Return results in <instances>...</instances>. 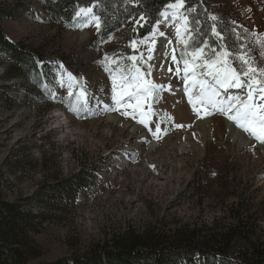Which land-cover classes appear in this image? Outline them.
Listing matches in <instances>:
<instances>
[{"label":"rangeland","instance_id":"1","mask_svg":"<svg viewBox=\"0 0 264 264\" xmlns=\"http://www.w3.org/2000/svg\"><path fill=\"white\" fill-rule=\"evenodd\" d=\"M44 1L0 0V29L10 41L37 49L38 57L42 58L38 63L39 74L28 68L32 75L6 80L10 61L0 55V171L5 181V198L19 203L26 212L49 217L36 234L43 254L34 263L54 262L83 253L90 244L123 233L129 225L140 232L145 222L155 223L161 218L167 219L171 229L179 224L211 225L218 218L231 223L230 207L241 199L251 204L264 228L263 145L243 147L234 141L235 131L245 132L226 116L218 114L226 123L223 133L206 127L205 138L194 137L193 151L177 167L181 157L178 148L188 143V132L199 129L196 121L200 118L192 112L186 96H175L168 90L165 81L175 79L178 66L168 63L170 57L160 63L165 71L172 69L165 81L157 83V77L152 75L160 68L153 59V39L178 20L174 22L171 16L165 20L161 16L155 37L151 33L133 48L124 46L123 30L104 43L95 40L98 29L92 16H97V4L90 7L92 13L88 16H76L74 25L53 27L45 21ZM192 2L201 9L198 18L189 4ZM165 10L171 12L167 7ZM182 11L189 17L192 29L191 33H185L186 40L191 36L189 52L202 46V41L217 51L222 43L233 53V66L238 70L240 62L235 57L241 52L254 57L257 67H264V56L253 36V33L264 36V0H186ZM210 16H216L217 21L210 20ZM213 23L224 36L223 41L211 35ZM86 29L89 36L83 38ZM150 46L153 58L147 63L138 59L136 64L145 72L151 65V75L145 78L163 85L164 90L160 99L156 100L154 94L145 103L144 111H149L151 103L154 113L145 127L137 122L139 113H135L137 120H134L106 110V105L113 106L112 79L103 61L107 55L119 62L109 64L111 71L116 72L118 68L127 71L132 63L127 57H139L143 53L147 60ZM184 50L185 46L178 40L174 54L181 69ZM206 52L211 55L208 49ZM68 73L84 82L86 88L87 108L79 113L73 107H83L82 103H76L80 84L70 81ZM177 76L181 79V75ZM236 94L242 95L243 91L230 89L228 92V95ZM178 104L186 105L185 109H178ZM218 115H209L203 120ZM111 117L119 118V131L115 133L105 132L107 118ZM57 119L67 129H58ZM177 124L184 127L177 128ZM157 126L161 129L160 139L153 135ZM165 138L171 140L163 144L164 153L150 152L148 147L152 142ZM248 139L253 138L248 136ZM141 144L148 149L144 153L137 151ZM166 155L171 159L159 165L157 158H166ZM75 176L85 181L72 200L68 194L49 190L58 180ZM64 197L66 206L51 208L53 199L58 203L57 199Z\"/></svg>","mask_w":264,"mask_h":264},{"label":"trees","instance_id":"2","mask_svg":"<svg viewBox=\"0 0 264 264\" xmlns=\"http://www.w3.org/2000/svg\"><path fill=\"white\" fill-rule=\"evenodd\" d=\"M188 1V0H187ZM175 0H46L45 21L53 27L76 23L81 8L98 5L101 27L95 40L104 43L117 32L125 31L124 46H131L149 36L160 13ZM198 15L197 3H189ZM140 16L145 21L136 24ZM200 22L198 19L195 20ZM196 23V22H195ZM196 25V24H195ZM194 25V26H195ZM198 29V28H197ZM202 29V28H201ZM227 42L228 37L226 35ZM0 55L10 61L5 79H16L40 73L37 49L10 41L0 29ZM75 176L58 180L49 190L68 194L72 200L84 183ZM4 177L0 171V264H36L42 256L36 240L49 217L26 212L17 202L7 201ZM53 198V197H52ZM53 199L52 209L66 206L67 198ZM63 204V205H62ZM231 223L218 218L211 225L179 224L168 227L167 219L145 222L144 229H128L103 242L93 243L83 252L49 263L37 264H264V228L248 202L235 203L229 210ZM168 223V224H167Z\"/></svg>","mask_w":264,"mask_h":264},{"label":"snow or ice","instance_id":"3","mask_svg":"<svg viewBox=\"0 0 264 264\" xmlns=\"http://www.w3.org/2000/svg\"><path fill=\"white\" fill-rule=\"evenodd\" d=\"M185 7L186 0H175L174 3L167 4V9H171V12L169 13V11L165 10L160 15L165 20L171 16L174 22L180 21L176 25V29L177 36L180 37L181 43L185 46V50L181 53L183 69L179 67L180 61L177 60L174 54L175 50H173L171 59L178 65L175 69L176 74L179 75L183 71L185 91L193 111L196 112L198 118L213 114L226 116L236 127L242 129L260 144H264V67H257L254 57L241 52L235 57L240 62L238 70L237 67L233 66V60L231 59L233 53L222 43L218 45L220 50L217 51L207 41H202V46H197L189 52L187 49L191 36L186 40L184 34L191 33L192 29L190 28L189 17L182 11ZM192 11H195V9H192ZM90 13H92V8H81L75 15L77 17L81 15L88 16ZM209 19L217 21L218 18L210 16ZM92 20L95 21V27L99 30L101 27L100 17L93 15ZM141 21H145L144 16H140L139 20H136V24L142 27ZM197 23L199 22L197 21ZM158 30L159 22H156L152 31L153 38ZM210 31L211 35L217 38V41L224 40L222 33L217 31L215 23L210 26ZM244 31L247 32V29H244ZM233 32H235V29H233ZM159 35L162 36L164 33L159 32ZM236 36L239 38V33H236ZM253 36H255L261 48V55L264 56V36H259L255 33H253ZM143 42L141 41V43ZM136 43L133 40L131 47L135 48ZM154 43L153 39V45ZM206 49L211 52L210 56ZM151 52L152 47L149 48L147 60H144L143 53L139 57L136 55L127 57L132 62L127 71L122 68H118L116 72L111 71L109 64L119 62L111 60L107 55H105L103 61V66L106 70H109L112 79L111 99L113 106L109 108L106 105V110L120 112L121 115L131 116L134 120H137L135 113H139L137 122L145 127H148L149 119L154 114L151 110V103L148 104L149 111H144L145 103L152 100L154 94L156 100L160 99V93L164 90L163 85L156 84L152 80L145 78L146 75H151V65H148L145 72L136 64L138 59L143 60L144 63L151 60L153 58ZM60 69H63V65H60ZM169 71H172V69L170 68ZM68 79L80 84L76 103L77 105L82 103L83 107H73V111L79 113L87 108L86 88L84 82L78 81L71 73H68ZM230 89L242 90L243 94L228 95ZM168 90H171L170 87ZM194 90L197 92L195 96H193ZM69 94L71 95L72 93L70 92ZM128 109L132 111L129 112ZM176 127L182 128L184 126L177 124ZM149 131H152V129L149 128ZM160 132L161 129L157 126L153 135L159 138L158 134Z\"/></svg>","mask_w":264,"mask_h":264},{"label":"bare ground","instance_id":"4","mask_svg":"<svg viewBox=\"0 0 264 264\" xmlns=\"http://www.w3.org/2000/svg\"><path fill=\"white\" fill-rule=\"evenodd\" d=\"M180 23V21H178L177 23L173 24L171 26V28H167L164 32V35L160 36L159 38H157L155 40V44H154V63L155 65L159 66L160 67V63L163 61L164 58H169V62L171 64L172 59H171V56L173 55V50H175L176 48V43L178 40H180V37L177 36V29H176V25H178ZM89 36V33L86 30L83 31V38H87ZM184 38H185V34H184ZM151 47V46H150ZM152 63V62H151ZM174 63V62H173ZM154 66V64H153ZM163 66H161L158 70V72H156L155 74H153V78L157 77V83L160 82V81H165L166 77H167V74L169 73V71H165L163 68ZM156 68V67H155ZM166 68V67H165ZM176 68V67H175ZM167 72V73H166ZM181 75V79H178L179 76L176 75L175 79H173L172 81L168 82L167 80L165 81L167 83V86L168 88L170 87V91L174 94H176L175 96H186L188 99V95L185 91V81L183 79V71L180 72ZM171 78V77H170ZM180 78V77H179ZM155 81V82H156ZM182 84V85H181ZM193 95L195 96V91H193ZM182 99V98H181ZM180 100V99H179ZM177 100V101H179ZM182 101V100H181ZM187 104L189 105L190 103L187 101ZM179 105V104H178ZM191 105V104H190ZM189 105V106H190ZM178 107V106H177ZM181 107H186V105L182 106L181 104L179 105V108L178 109H181ZM191 108V107H190ZM185 109V108H184ZM183 109V110H184ZM182 110V109H181ZM186 112V110L184 111ZM194 112V111H192ZM196 114V112H194ZM197 115V114H196ZM218 115V114H216ZM188 116V115H187ZM108 119V123L105 125V132H110V133H115L116 131H119L118 130V127H119V121H117L119 118L117 117V120L115 118H107ZM185 119V118H184ZM180 120V119H179ZM57 121H59L57 119ZM63 123L62 122H58L57 123V128L61 129V130H65L67 129V127L65 125H62ZM196 124H197V127L199 128L197 131H191V132H188L186 134V137H187V140H188V143L186 144H182L181 147L178 148V152L179 154L181 155L180 159H179V162H177V167H180L181 165L184 164L185 160L189 157L190 155V152L193 151L194 148L191 147V144H192V140L194 139V137L199 136L201 139L203 138L204 136V133L206 131V127H208L211 131H216V132H222L223 133V129H224V126H225V121H223V118H220V116L218 115L217 117L215 118H212L210 120H203V118H200L199 120L196 121ZM137 129V128H136ZM134 130V129H133ZM104 131V129H103ZM62 132V131H61ZM123 132V131H121ZM127 132V131H126ZM133 132V131H132ZM119 133V132H118ZM129 134V133H128ZM206 135V134H205ZM232 135V134H231ZM247 138H246V137ZM248 136L251 137L249 134L247 133H241V131H235L234 135H232V139H234V141L236 142H240L239 144L242 145L243 147H252V146H262L264 148V144H260L258 141H256L254 138L252 140L248 139ZM198 137V138H199ZM205 138V136H204ZM252 138V137H251ZM160 139V138H159ZM171 138H165V140L159 142V140L155 141V142H152L151 145L148 147L150 152H153V153H158V155L164 151L165 148H162L163 144L164 143H167V142H170ZM200 140V139H198ZM203 140V139H202ZM158 142V143H157ZM202 142V141H201ZM173 143V142H172ZM197 145V144H196ZM195 145V146H196ZM170 146V145H169ZM189 146V147H188ZM201 146V145H200ZM203 146V145H202ZM165 147V146H163ZM169 149V148H168ZM173 149V148H172ZM199 149V148H198ZM133 150H137V149H133ZM142 151V153L146 152V150L148 149H145V147H143V144L139 145L138 147V150L137 151ZM191 150V151H190ZM200 150V149H199ZM203 150V149H201ZM264 150V149H263ZM170 151V150H169ZM150 152L148 154H150ZM167 152V150H166ZM202 152V151H201ZM164 153V152H162ZM176 153V152H175ZM174 153V154H175ZM147 154V155H148ZM168 154V153H167ZM164 155V154H163ZM187 155V157H186ZM151 156V155H150ZM155 156V155H154ZM162 156V155H161ZM149 158V157H148ZM152 158V157H151ZM150 158V159H151ZM173 158V157H172ZM178 158V157H177ZM166 159H168L166 161ZM169 159L171 158H168L167 155H166V158L164 157H159L157 158L158 160V163L159 165H162L163 163H167L169 161ZM145 160V159H143ZM149 159H147L148 161ZM155 161V160H154ZM153 162V161H151ZM157 162V161H156ZM156 164V163H155ZM154 166V165H153ZM163 166V165H162ZM161 166V167H162ZM149 167V166H148Z\"/></svg>","mask_w":264,"mask_h":264}]
</instances>
